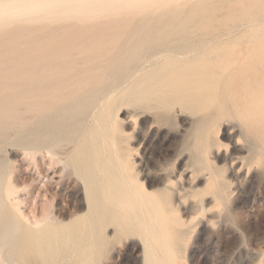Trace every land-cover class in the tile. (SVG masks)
Wrapping results in <instances>:
<instances>
[{"label":"bare ground","instance_id":"bare-ground-1","mask_svg":"<svg viewBox=\"0 0 264 264\" xmlns=\"http://www.w3.org/2000/svg\"><path fill=\"white\" fill-rule=\"evenodd\" d=\"M181 1L0 0L2 133L10 127H22L27 132V120L38 119L40 132L37 130L31 144L39 150L56 153L63 137L74 142V125L99 100L109 86L111 74L129 69L142 54L164 46L163 36L153 32L151 17L167 12ZM138 16L143 20L135 21ZM257 44L258 56L254 58L264 71V35ZM229 68L225 65L222 73L226 74ZM218 79L209 64L180 62L174 57L143 76L120 99L166 112L175 103L207 106L212 101L211 93L219 87ZM258 87L259 92L264 90V74ZM111 99L99 100L102 121L95 116L98 128L70 156L74 168L71 175L81 182V186L75 185L69 191L71 197L79 198L76 211L70 210V203L63 213L52 215L44 211L34 214L31 222L21 212L20 202L11 201L16 194L14 188L4 186L0 178L2 249L17 243L20 257L32 258L28 264L56 258H78L77 264H96L95 259L104 255L113 239L129 241L136 237L142 249L141 264H185L180 252L185 223L179 208L189 191L183 187L175 189L174 182L167 179L161 189L152 193L138 179L112 116V104H108ZM262 114L264 117V108ZM208 119L205 116L199 120L202 130L209 128ZM253 132L252 161L264 163V119L254 126ZM210 146L211 141L200 134L194 170L210 173L213 186L208 193L218 205L226 206L229 200L222 169L206 157ZM177 195L179 203L174 201ZM202 203L203 200L195 202L193 208L206 211Z\"/></svg>","mask_w":264,"mask_h":264},{"label":"rangeland","instance_id":"rangeland-1","mask_svg":"<svg viewBox=\"0 0 264 264\" xmlns=\"http://www.w3.org/2000/svg\"><path fill=\"white\" fill-rule=\"evenodd\" d=\"M263 8L264 0H182L167 12L151 17L153 32L163 36L164 46L142 54L138 64H131L129 69L111 74L109 86L99 97L100 101L112 98L108 103L112 104V116L138 179L146 188L155 193L170 179L175 189L189 191L185 199L178 195L174 198L176 203L179 199L183 203L179 215L185 223V237L180 252L185 264H264V163L253 162L251 155L253 128L264 119V90L259 92L258 87L264 71L254 58L258 56L257 40L264 35ZM174 57L180 62L209 64L218 73L219 87L211 93V103H175L166 112L120 99L143 76ZM225 65L230 68L223 74ZM99 100L74 125L75 141L61 138L56 153L31 144L40 132L38 119L27 120V132L22 127H10L5 133L0 130L2 184L14 188L16 194L11 201L20 202L21 212L31 222L34 214L44 211L63 213L70 203V210L76 211L79 198L71 197L69 191L81 182L71 175L74 168L70 156L98 128L95 116L102 121ZM205 116L209 117V128L202 130L199 120ZM200 134L211 141L207 159L222 169L229 200L226 206L218 205L208 193L213 186L210 173L194 170ZM202 200L204 212L193 208ZM139 241L136 237L129 241L113 239L104 255L95 259L96 264H141ZM10 245L0 247V264L30 262L32 258L20 257L17 243ZM77 259L56 258L46 263L37 260L34 264H77Z\"/></svg>","mask_w":264,"mask_h":264}]
</instances>
